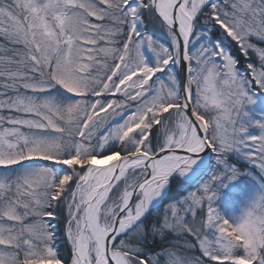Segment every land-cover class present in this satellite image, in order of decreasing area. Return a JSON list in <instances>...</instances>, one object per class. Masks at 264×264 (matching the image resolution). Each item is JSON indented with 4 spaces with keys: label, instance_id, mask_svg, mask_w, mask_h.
Returning a JSON list of instances; mask_svg holds the SVG:
<instances>
[{
    "label": "snow or ice",
    "instance_id": "snow-or-ice-1",
    "mask_svg": "<svg viewBox=\"0 0 264 264\" xmlns=\"http://www.w3.org/2000/svg\"><path fill=\"white\" fill-rule=\"evenodd\" d=\"M0 264H264V0H0Z\"/></svg>",
    "mask_w": 264,
    "mask_h": 264
}]
</instances>
